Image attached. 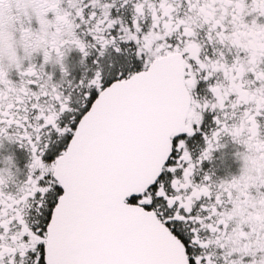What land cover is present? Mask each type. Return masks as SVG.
Returning a JSON list of instances; mask_svg holds the SVG:
<instances>
[{"label":"snow or ice","instance_id":"6c2138e0","mask_svg":"<svg viewBox=\"0 0 264 264\" xmlns=\"http://www.w3.org/2000/svg\"><path fill=\"white\" fill-rule=\"evenodd\" d=\"M0 264H264V0H0Z\"/></svg>","mask_w":264,"mask_h":264},{"label":"flooded vegetation","instance_id":"af4514ba","mask_svg":"<svg viewBox=\"0 0 264 264\" xmlns=\"http://www.w3.org/2000/svg\"><path fill=\"white\" fill-rule=\"evenodd\" d=\"M229 163H231V161H229ZM233 167H234V165H233Z\"/></svg>","mask_w":264,"mask_h":264}]
</instances>
